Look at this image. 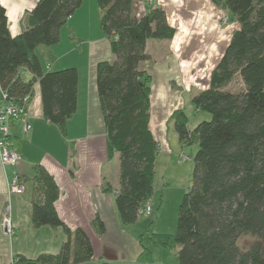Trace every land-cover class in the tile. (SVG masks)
Here are the masks:
<instances>
[{
    "label": "trees",
    "instance_id": "trees-1",
    "mask_svg": "<svg viewBox=\"0 0 264 264\" xmlns=\"http://www.w3.org/2000/svg\"><path fill=\"white\" fill-rule=\"evenodd\" d=\"M236 21L228 45L210 73L207 88L191 99L197 111L209 113L192 130L182 110L172 113L181 142H197L190 186L178 207L174 234L154 233L149 240L175 249L179 264H264V0H211ZM82 0H37L24 17V27L12 36L0 5V86L7 99L21 104L38 79L44 117L65 129L75 112L78 73L68 67L42 72L35 49L59 41L61 27ZM99 27L110 38L113 59L96 65V89L106 130L108 158L118 153L119 184L115 205L123 224L138 220L139 210L153 192L158 142L149 126L150 75L139 68L147 58L148 39L175 34L160 7L134 13L136 0H96ZM27 69L33 78L24 81ZM238 76L243 89L227 85ZM32 223L60 227L66 234L56 254L36 259L15 258V264H69L89 261L93 248L81 229L71 230L56 213L59 189L41 165L34 167ZM104 190L110 191L107 186ZM98 234L105 227L93 220ZM254 237L247 247L239 240ZM142 235H140L141 242ZM146 256L151 254L143 246ZM99 264H115L101 262Z\"/></svg>",
    "mask_w": 264,
    "mask_h": 264
},
{
    "label": "crops",
    "instance_id": "crops-1",
    "mask_svg": "<svg viewBox=\"0 0 264 264\" xmlns=\"http://www.w3.org/2000/svg\"><path fill=\"white\" fill-rule=\"evenodd\" d=\"M36 2L0 0L12 36L21 33L24 17ZM87 2L86 7L82 0L61 27L55 45H40L35 49L44 73L76 68V110L67 119L63 131L49 122L43 114L40 86L35 78L26 104L27 127L20 120L11 124V139L19 160L14 166H3L0 161V217L8 205L14 234L7 235L0 225V264H12L17 256L34 260L41 254H56L67 238L60 227H36L32 223V178L36 165L52 175L58 186L59 194L54 202L58 217L71 230L81 228L91 242L92 258L78 264H155L152 254L143 253L145 244L142 238L140 242L139 223L123 224L115 205L119 159L118 153L112 158L107 155L106 130L96 89V65L99 61L112 60L113 54L110 38L99 27L96 0ZM141 5L136 0L137 16L145 13ZM151 7L163 9L169 25L175 29L170 39H148L147 58L139 63V68L150 75L148 126L158 142L160 158V154L167 157L173 151L166 140L172 113L176 110L185 113L187 104L198 113L191 99L208 87L211 70L238 23L234 20L222 23L221 18L227 12L211 0H156ZM19 73L25 82L33 78L25 68ZM158 165L156 157L153 192L148 203L159 200L157 197L165 190V182L155 184ZM15 173L24 184L20 194L8 192V183ZM107 186L111 187L110 191L104 190ZM96 216L104 224L103 234H98L93 225Z\"/></svg>",
    "mask_w": 264,
    "mask_h": 264
},
{
    "label": "rangeland",
    "instance_id": "rangeland-1",
    "mask_svg": "<svg viewBox=\"0 0 264 264\" xmlns=\"http://www.w3.org/2000/svg\"><path fill=\"white\" fill-rule=\"evenodd\" d=\"M155 2L156 0H153V4ZM87 3V0H85V6ZM141 6L143 7V5ZM227 19V14H224L221 18V22L226 23L228 22ZM226 89L230 91L242 90L243 84L240 78L238 76L234 77V79L227 85ZM197 112L198 113H195L193 111L191 105H186L185 113L187 115L188 130H192L198 122L210 118L209 113L205 111ZM166 140L167 143L171 145L173 151L167 157L165 154H160V158L157 156V160L159 159V165L157 166L155 178L156 185H159L161 181L165 182L164 193L160 194V197H157L159 200L156 199L153 202L152 200L150 201L152 207L150 214H140L136 222L139 223L137 226L140 228L139 232L142 235L143 244L150 249L155 264H159V261H162L163 264H179L176 253L177 247L175 249H165L156 243H152L149 240V235L152 232L166 234L175 233L178 207L184 193L190 186L193 169L192 158L197 151L198 145L196 141L191 140L181 142L178 138L173 121L167 125ZM180 155H186L188 159L177 160ZM253 241L254 237L250 235H245L239 240L240 244L244 247H247Z\"/></svg>",
    "mask_w": 264,
    "mask_h": 264
},
{
    "label": "built area",
    "instance_id": "built-area-1",
    "mask_svg": "<svg viewBox=\"0 0 264 264\" xmlns=\"http://www.w3.org/2000/svg\"><path fill=\"white\" fill-rule=\"evenodd\" d=\"M144 12H146V7L153 4V0H141ZM29 97L25 96L22 98V103L17 104L13 101L7 99V91L2 89L0 86V161L3 166H14L19 160V155L13 146L11 139L10 128L11 124L15 120H20L23 122L24 127H27V122L25 119L26 104ZM179 159L186 160L188 157L186 155H180ZM24 191V184L17 173L11 178L8 183V192L20 194ZM150 203H146L142 209L139 210L140 214H150L151 212ZM0 225L3 231L11 236L14 234V226L12 224L10 216V208L6 205L0 217ZM15 259L12 260V264H15Z\"/></svg>",
    "mask_w": 264,
    "mask_h": 264
}]
</instances>
